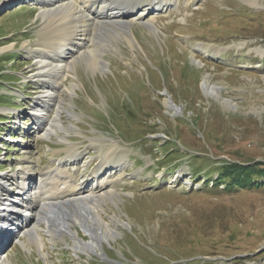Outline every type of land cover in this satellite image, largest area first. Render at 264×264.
Instances as JSON below:
<instances>
[{"label":"rangeland","instance_id":"rangeland-1","mask_svg":"<svg viewBox=\"0 0 264 264\" xmlns=\"http://www.w3.org/2000/svg\"><path fill=\"white\" fill-rule=\"evenodd\" d=\"M170 1L165 10L149 1L125 8L135 47L115 40L106 72L78 63L56 91L75 114L62 115L68 134L43 139L41 118L49 124L57 112L33 114L49 90L47 79L35 77L38 57L29 53L42 39L41 9L33 0H0V113L12 115L0 116V138L13 135L4 142L8 152L0 150V168L22 166L33 183L44 169H58L72 146L79 164L64 162V171L80 186L91 184L95 171L108 173L120 199L108 203L104 219L128 225L119 227V238L104 241L98 255L76 252L66 237L44 242L46 260L36 247L26 258L16 250L17 264H237L234 256L245 259L238 264H264V192L208 191L207 173L196 177L204 161L190 157H204V146L211 157L217 152L216 161L264 162V0H256V8L241 0ZM147 21L156 34L139 25ZM103 31L99 39L106 41ZM207 74L222 88L220 99L206 96ZM72 85L78 88L68 93ZM167 99L182 113L168 109ZM207 135L212 141L204 144ZM113 141L127 149L128 162L104 163L93 147ZM181 152L189 156L175 160ZM74 229L90 241L79 225Z\"/></svg>","mask_w":264,"mask_h":264},{"label":"bare ground","instance_id":"bare-ground-1","mask_svg":"<svg viewBox=\"0 0 264 264\" xmlns=\"http://www.w3.org/2000/svg\"><path fill=\"white\" fill-rule=\"evenodd\" d=\"M148 1L158 5L161 10L168 9V6L172 5L170 0H33L41 9L39 16L44 19V23H42L43 30L40 36L42 39L38 42L37 48L29 53L38 57L37 67L39 68L35 77L47 79L45 86L49 89L48 91L45 89L44 96H41L42 98L40 97L41 99L39 98L34 105L33 114L39 116L38 113H44L47 116V112L51 110L49 108H54L57 112L54 119H50L49 124H47L48 117L41 118L40 128L45 126L41 136L43 139L58 135L59 131L68 132V129H63L61 126L62 115L72 114L60 104L61 100L58 99L60 98L58 95L56 96V91L62 87L64 82H67L73 73H76V66L82 61L87 63L93 73L98 70L106 72L108 64L105 56L108 51H115L116 48L113 45L116 43L115 40L127 42L133 47L136 40L131 29L133 22L126 21L124 10L128 6L148 4ZM241 1L251 8L257 6L256 0ZM187 2L190 1L186 0ZM139 25L156 34L157 28L153 21L139 22ZM100 30H104L103 35L105 34L106 41L99 39L102 34L98 33ZM199 66H202L201 62ZM210 79L209 74L204 77L203 90L206 96L220 99L222 88L212 86ZM77 88L76 85H72V91L69 90L68 93L75 92ZM46 93H51L52 96L47 98ZM171 101V99L166 100V107L176 114H181L182 109ZM224 102L226 106H233L227 100ZM73 115L70 117H74ZM46 126L48 128L45 130ZM93 147L98 150V155L104 163L129 161L127 149L121 148L114 141L107 145L104 144L103 147L93 144ZM66 152L67 156L59 162V168L44 169L36 182H30L32 177L25 172L16 177V186L19 190L17 196L25 195L29 202L35 200L31 202L30 207L39 213L41 222H44L46 226L45 234L51 241H55L57 237L58 240L65 241V238L69 237L74 242L73 248L76 252L98 255L97 252L101 250L104 241L119 238V227H128L125 222L117 218H110L109 222L104 219V216L108 217L104 208L108 203L116 204L120 195L112 186V181H109L108 173L103 171H95V176H91L93 179L91 184L78 185L76 177L64 171V167L67 165L77 168L79 163L77 166L76 163L80 159V154H77V150L72 146H69ZM64 162L67 164L63 165ZM140 170L143 171V169ZM137 174L135 173V176ZM123 176H127L125 170L121 177ZM87 181L90 182L91 179ZM77 225L83 229L90 241L86 242L79 238L77 230L74 229ZM42 241L39 239L36 242L29 233L28 244H35L37 252L43 257L46 245ZM23 248L29 250L26 245Z\"/></svg>","mask_w":264,"mask_h":264},{"label":"trees","instance_id":"trees-1","mask_svg":"<svg viewBox=\"0 0 264 264\" xmlns=\"http://www.w3.org/2000/svg\"><path fill=\"white\" fill-rule=\"evenodd\" d=\"M239 120V119H236ZM211 143V135L204 137L203 143ZM210 149V148H209ZM209 151L202 146V156H190L193 159L200 158L204 161L202 169L198 168L196 171V177L200 176L203 172L207 173L208 177L205 180L206 188L209 189V184L212 183L211 190L216 193H220V186H224V193L233 194L237 191H262L264 192V162H244L239 160H218L217 152L212 153V157L209 156ZM188 153L181 152L180 157L175 160L185 159L188 157ZM207 163V165H205ZM220 164V166H217ZM217 174V177H213L212 174ZM264 255V254H261ZM232 258V257H231ZM245 260V259H244ZM243 259L234 256L231 261L233 263H240Z\"/></svg>","mask_w":264,"mask_h":264}]
</instances>
